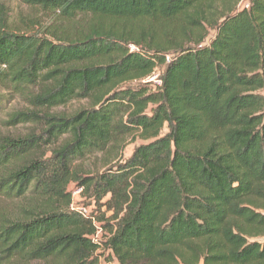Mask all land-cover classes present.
Here are the masks:
<instances>
[{
	"label": "trees",
	"instance_id": "trees-1",
	"mask_svg": "<svg viewBox=\"0 0 264 264\" xmlns=\"http://www.w3.org/2000/svg\"><path fill=\"white\" fill-rule=\"evenodd\" d=\"M23 1L51 15L0 18V112L32 126L0 132V264H264V0Z\"/></svg>",
	"mask_w": 264,
	"mask_h": 264
},
{
	"label": "rangeland",
	"instance_id": "rangeland-1",
	"mask_svg": "<svg viewBox=\"0 0 264 264\" xmlns=\"http://www.w3.org/2000/svg\"><path fill=\"white\" fill-rule=\"evenodd\" d=\"M49 11H43L39 9V7L33 8L30 7L27 3H25L23 0H0V18L4 20V23L8 24V27L10 29L23 32L26 30V24L31 23V21L39 20L43 24H48L49 20ZM38 23V22H37ZM40 26H37L35 29H39ZM209 36L213 34V30H209ZM208 36V37H209ZM166 59H170L169 55L166 56ZM167 61V60H166ZM169 61V60H168ZM160 73L162 70H160ZM154 79V78H153ZM151 81V85L153 87H156L157 83L156 80H148ZM82 103H79L77 101H73L65 107L66 111L73 110L75 107L79 106ZM26 105L24 102H22L21 98L15 97L10 103L6 104V108L3 109V111L0 112V132L2 133H26L32 126L30 125H16L14 127H9L4 123V121L8 118V113L11 111H14L16 109H20L25 107ZM126 145L121 151L120 155L118 154V157L121 158H127L131 155L134 148L140 143L139 140H133L131 137H128L126 139ZM105 157L102 155L94 156L87 161L86 168L87 169H99L102 168L104 164ZM89 167H88V166ZM11 207V202H8L6 200H3L0 198V217L4 218L5 216L10 215L12 210L14 208ZM12 209V210H11ZM113 264H117L114 262Z\"/></svg>",
	"mask_w": 264,
	"mask_h": 264
},
{
	"label": "built area",
	"instance_id": "built-area-1",
	"mask_svg": "<svg viewBox=\"0 0 264 264\" xmlns=\"http://www.w3.org/2000/svg\"><path fill=\"white\" fill-rule=\"evenodd\" d=\"M250 2H251V0H239L237 3V8L239 10L246 9L249 7ZM166 60L168 61L169 59H166ZM159 73H160L159 68L155 67L153 72L148 77H146L145 81L155 79L156 80L155 82L157 83L156 85L159 86L161 84V80L159 78ZM149 82H151V81H149ZM70 190H71V196H72V201H71V205H70L71 208L75 209L76 211L81 213L83 216L89 215V209L86 206L79 203V201L81 200L82 188L81 187H72V188H70ZM96 227H97V230H96L95 234L92 236V239L95 241H98L100 239L103 231H102L100 226L97 225ZM113 263H111V264H113Z\"/></svg>",
	"mask_w": 264,
	"mask_h": 264
}]
</instances>
